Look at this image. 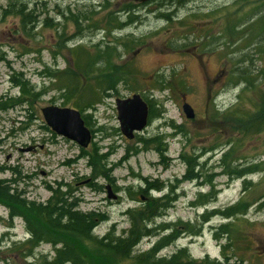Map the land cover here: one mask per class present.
Listing matches in <instances>:
<instances>
[{
    "label": "rangeland",
    "instance_id": "374dc122",
    "mask_svg": "<svg viewBox=\"0 0 264 264\" xmlns=\"http://www.w3.org/2000/svg\"><path fill=\"white\" fill-rule=\"evenodd\" d=\"M177 1L157 0L139 10L140 18L131 28L110 34L108 31H112L120 19L128 20L126 11L133 6V0H0V95L20 97L21 90L14 80L19 76L41 92L37 96L23 97L22 104L0 112V179L12 181L11 186L28 200L43 203L51 198V188L56 189L59 184H63V191L73 189L74 198L69 200L77 202L80 211L107 215V220L94 231L101 236L114 223L118 233L129 227L125 212L141 204V195L134 193L148 187V182L162 187L150 191L154 197L168 195L176 186L174 194L178 200L155 223L181 220L196 225L198 234L184 233L161 255H170L184 247L197 259L208 256L222 264H264V209H258L257 205L264 198V131L245 134L243 127L261 119L256 117L260 115L259 107H264V74L261 73V70L264 73V53L253 56L254 66L244 63L253 72L251 78L255 83L251 89H244L243 84L238 86L233 82H205L195 60L172 52L170 44L165 45L167 41L182 43L179 38L169 40L187 33L190 36L199 24L208 20L213 21L212 36L220 38L223 26L233 24L237 16H245V23H250L263 14L264 1L248 0L245 4L244 0ZM13 4L26 5L27 11L36 10L39 25L35 29L28 25L29 34L23 29L21 16L13 13ZM159 13L165 14L156 16ZM83 14L90 19L81 22L91 29L79 35L84 37V45L80 44L81 38L74 37L75 19L81 20ZM98 30L101 33L97 37ZM130 32L135 34L131 37ZM72 37L75 42L67 47L66 42ZM102 38L104 47L92 45ZM119 41L122 43L116 44ZM140 44L145 47L138 53ZM214 49L215 57L206 63L210 71H214L220 58H226L230 52H236L237 67L239 58H245L237 45H221ZM240 49L246 51L245 42L240 43ZM81 53L85 54L83 62L79 60ZM249 54L251 57L252 53ZM252 67H256L255 70ZM79 68L89 71L81 73ZM156 73L161 77L151 76ZM77 74L79 83L75 87L71 80ZM99 81L104 86L96 92ZM83 86H86L85 91ZM209 92L212 93L211 104L220 110L218 118H213L212 105V109L206 111ZM135 93L148 97L157 108L161 105L164 113L151 119L148 126L130 140L120 129L116 100ZM184 97L195 109L194 119H188L183 112ZM89 103L96 107L91 108ZM51 105L73 107L83 118L88 116L86 125L93 133V140L87 148L58 135L47 125L42 109ZM229 108H237L234 110L238 124L224 115ZM173 124L181 125V131L174 133ZM101 127L104 131L99 130ZM164 135L167 162L162 160L155 144L146 149L141 144V138ZM235 141L239 149L232 160L239 157L245 167L256 166L257 171L247 177L252 182L251 190L245 191L242 177H229L220 165L231 142ZM96 149L100 154L110 153L107 168L112 169V181L95 176L88 158H82L83 150L94 152ZM182 154L200 156L202 175L178 184L177 179H181L187 169ZM210 176H213L212 182L207 183ZM107 186L117 194L116 199L109 198ZM255 187L258 191L251 199L253 204L246 216L225 220L214 215L202 225V214L227 208L244 192L254 193ZM211 188L217 191L213 201L197 205L207 200L199 193L206 194ZM234 221L242 229L254 231V254L245 263L238 260V257H245V253H239L243 247L236 251L231 249V257L224 260L221 246L225 241L215 236L220 225ZM249 224L252 225L249 227ZM161 235L143 239L138 249L148 250ZM28 236L24 220L11 219L7 208L0 205V264H31L35 257L54 256L53 246L46 243L35 250V257H25L14 251L15 244L22 243Z\"/></svg>",
    "mask_w": 264,
    "mask_h": 264
},
{
    "label": "trees",
    "instance_id": "16d2710c",
    "mask_svg": "<svg viewBox=\"0 0 264 264\" xmlns=\"http://www.w3.org/2000/svg\"><path fill=\"white\" fill-rule=\"evenodd\" d=\"M188 0H178V3H182ZM243 4L248 0H244ZM264 1V0H259ZM16 4H13L15 6ZM13 13L21 16L23 29L27 34L31 32L28 25H31V29H35L39 23L35 15L36 10H26V5H18L13 9ZM251 13V12H250ZM237 20L232 24L223 26L221 32L222 44L227 46L236 43L239 51L245 53V58H239L237 67V80L233 83L235 85H244V89H251L255 85L254 80L251 78V73L246 62H250L252 66L255 65L253 56L262 55L264 53V13L254 19L250 23H245V16H237ZM78 21V18L75 19ZM245 42V49H240V43ZM252 53L251 57L249 53ZM110 53H114L111 49ZM241 53V52H240ZM85 54L81 53L79 60L85 61ZM250 57L251 59H247ZM96 59V58H94ZM93 61V60H92ZM91 63V62H90ZM81 67V66H80ZM255 70L254 67H252ZM81 69V68H79ZM102 71V69L100 68ZM88 72V68L81 69V73ZM263 73V70H261ZM256 76V75H255ZM71 85L75 86L79 83L78 74L72 77ZM17 86L21 90V96L18 98L5 97L0 95V112L11 109L17 104L23 103V97H31L40 95L41 92L36 91L34 86L30 85V82L24 77H17ZM97 91L104 86L103 82L99 81ZM163 85V84H162ZM86 86H83L85 91ZM89 94V93H88ZM88 96V95H86ZM146 98V96H145ZM150 106V119L154 117H160L163 114L162 106H153V103L146 98ZM91 108L96 106L93 103L87 104ZM237 109V108H234ZM229 108L225 110L224 115L230 120L235 121L238 124L237 112ZM260 115L256 118H261L260 121L256 119L254 123H250L245 127V134H255L264 131V107H259ZM221 115L219 108L215 110L213 118H218ZM86 124L88 125L87 118ZM248 120V117H245ZM248 122V121H246ZM259 122L260 124L256 123ZM235 123V124H236ZM236 124V126H237ZM175 132L181 131V125H172ZM252 127V128H251ZM104 131V128L99 129ZM215 130V129H214ZM213 134V133H212ZM166 135L158 136L150 139L141 138V144L145 147L155 144L156 150L159 152L163 161H169L167 156V143L165 142ZM233 140V139H232ZM230 139V141H232ZM234 142V141H233ZM217 145V144H216ZM215 147V146H214ZM238 142L234 144L231 142V147L225 152L221 160V168L224 173L229 177H239L243 179V186L245 191L251 190L252 182L247 179L251 174H254L256 166L245 167L241 163V158L233 159V154L238 153ZM205 150V148H204ZM138 151V150H137ZM208 151V150H205ZM204 151V153H205ZM110 153H101L100 150H94V152L82 151V158L87 157L93 174L95 176H102L108 181H112L110 172L112 169H108V158ZM200 156L182 154V159L187 165L185 174L181 179H177V183H181L186 180H194L202 175L203 164L200 163ZM212 177L206 180L207 183L212 182ZM146 181H148L146 179ZM12 181L0 179V205L7 208L9 217L11 219L20 217L24 220L29 237L22 243L15 244L14 251L24 254L25 257H35V250L42 244H51L54 248V256L41 255L35 257V261L31 264H222L218 260H212L208 256L204 259H197L192 257L187 248H179L170 255H161V252L168 246L175 243L184 233L190 235H197L198 230L196 225L185 223L181 220L176 222H162L156 224L157 218L163 216L174 203L178 200V196L174 194V187L171 188V192L168 195L161 197H154L150 194L151 190H160L162 187L158 183H149L148 187L140 188L139 191L134 194L141 195L143 200H139L141 204L139 206L129 208L126 210V214L129 216L130 226L123 230L121 233L117 231V225L114 223L110 229L102 236L95 234V229L104 221L107 217L98 211H91L84 213L77 208V202H71L69 199H73V189L68 191L62 190V185L54 189L51 188L53 194L51 198L43 203L28 200L20 191L13 188ZM256 187L254 193L244 192L242 197L234 204L228 206L223 210H213L211 213L205 212L201 215L203 221L202 225L210 221L214 215H220L225 220H232L236 217H244L248 214L253 201L251 200L256 195ZM217 191L211 188L209 192L203 194L199 193L201 198L205 197L207 200L198 202L197 205H207L212 202L216 197ZM258 209H264V198L257 204ZM252 224H249V227ZM158 233H162L161 237L154 243V245L148 250H140L138 247L145 238H152ZM254 231H246L240 227L239 224L234 222L224 223L220 225L215 232L217 239L224 240L222 244V255L224 260H228L231 254L230 250H238L239 247H243L239 253H245V257L239 258L240 262H248L254 254L255 242ZM0 239V248L2 247ZM21 247L23 249H21ZM1 250V249H0Z\"/></svg>",
    "mask_w": 264,
    "mask_h": 264
},
{
    "label": "flooded vegetation",
    "instance_id": "af4514ba",
    "mask_svg": "<svg viewBox=\"0 0 264 264\" xmlns=\"http://www.w3.org/2000/svg\"><path fill=\"white\" fill-rule=\"evenodd\" d=\"M153 2H157V0H151V1L145 2V3L133 1V6L131 5L129 7V9L126 11V13L128 14V20L126 22H123L120 19L118 25L115 26V28L112 31H108V33L115 34L114 31H116V30L131 28L132 24L136 23L140 18V17H138L139 16V10H141L142 8H146L148 5L153 4ZM124 12H125V10H124ZM154 13H156V12H154ZM163 14H165V13H159L156 16L159 17V15H163ZM80 15H82V14H80ZM164 16H163V18H164ZM83 19H85L87 21L90 18H89V16L86 17V15H84V14H83V16H81V20H79V18H78V21H75L76 22V33L74 34V37L76 36V38H81L79 41H80V44H82V45H84V37H80L79 35H82L83 32H86L90 29L89 26H86V25H84L83 22H81V21H83ZM80 25H82V26H80ZM212 28H213V21H210V20L203 21V23L199 24L198 28H196V30H195L196 32L193 31L190 36H189V33H187L185 35L174 36V37L170 38V40H169V41H171V40L176 41V39L179 38V40L183 41L182 43H169L167 41L165 43V45L170 44L172 52L179 53L181 55H187L191 59L195 60L198 67L202 71V77H203L205 82H211V83L234 82V81H236V77H237V73L235 71L237 65L235 64L236 62L234 60V57L236 56L235 55L236 52H230L229 55H227L228 57L226 56V58H220L219 66L214 71L213 70L210 71L208 69V65L206 63H208L210 60H212L215 57L214 51L216 49H214V48H217L218 46L221 47V45L226 46L220 42L221 41L220 38H218L216 35L212 36V34H211ZM90 32H91V29H90ZM100 33H101V30H98L96 32V36L98 37L100 35ZM134 34H135L134 32H130L129 35L132 37ZM93 35L94 34H92V37H93ZM92 37H91V40H93ZM126 37H128V36H126ZM71 42L72 43L75 42L73 37L66 42L67 47H68L69 43H71ZM121 43L122 42L119 41V43H116V44L120 45ZM235 44L236 43H233L232 46H234ZM92 45L100 47V48L104 47V38H102L96 44L92 43ZM107 45H109V43ZM174 46L175 47L180 46V48H173ZM144 47H145L144 44H140V47L137 50L138 53ZM227 65H229V66H227ZM158 75H159V73H156V74H153L151 76L152 77H158ZM171 76L175 77L174 74H172ZM211 96H212V93L209 92L208 102L206 105V111L212 109L211 103L213 101L211 102V100H209V98ZM184 101H185V97H184ZM149 108H150V106H149ZM213 108L216 110V109H218V106L214 105Z\"/></svg>",
    "mask_w": 264,
    "mask_h": 264
},
{
    "label": "water",
    "instance_id": "95a60500",
    "mask_svg": "<svg viewBox=\"0 0 264 264\" xmlns=\"http://www.w3.org/2000/svg\"><path fill=\"white\" fill-rule=\"evenodd\" d=\"M134 2H148L151 0H133ZM120 129L123 135L132 140L135 134L143 131L149 124V104L140 93L128 98L116 100ZM183 112L188 119H194L195 109L186 100L182 105ZM47 125L58 135L78 143L87 148L93 140V133L86 125L82 113L73 107L47 106L42 109ZM110 198H116L108 186Z\"/></svg>",
    "mask_w": 264,
    "mask_h": 264
},
{
    "label": "bare ground",
    "instance_id": "6f19581e",
    "mask_svg": "<svg viewBox=\"0 0 264 264\" xmlns=\"http://www.w3.org/2000/svg\"><path fill=\"white\" fill-rule=\"evenodd\" d=\"M149 2V1H148ZM142 3H145V2H142ZM173 17V16H172ZM175 75V77H176V74H174ZM158 77L160 78L161 77V75H158ZM53 106H55V105H53ZM44 116V115H43ZM107 188H108V186H107ZM112 194L113 195H116V198H117V194H115L113 191H112ZM110 198V197H109ZM116 198H113V199H116ZM133 208V207H132ZM106 217H107V215L106 214H104ZM125 215L127 216V218H128V223H129V226H130V221H129V216L125 213ZM96 230V229H95ZM29 235V234H28ZM29 237V236H28Z\"/></svg>",
    "mask_w": 264,
    "mask_h": 264
}]
</instances>
